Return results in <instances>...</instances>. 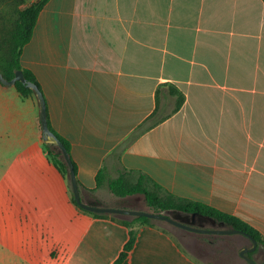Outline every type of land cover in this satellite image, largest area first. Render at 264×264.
<instances>
[{
    "label": "crops",
    "instance_id": "crops-1",
    "mask_svg": "<svg viewBox=\"0 0 264 264\" xmlns=\"http://www.w3.org/2000/svg\"><path fill=\"white\" fill-rule=\"evenodd\" d=\"M21 64L44 92L50 128L70 142L84 203L114 207L107 184L98 187L103 169L131 182L145 174L264 238L263 0H50ZM0 112V136L26 146L22 173L36 175L15 186L25 215L34 197L65 224L31 264H113L130 229L73 202L70 174L49 154L56 145L43 141L36 93L0 83ZM124 264L201 263L144 225Z\"/></svg>",
    "mask_w": 264,
    "mask_h": 264
},
{
    "label": "rangeland",
    "instance_id": "rangeland-1",
    "mask_svg": "<svg viewBox=\"0 0 264 264\" xmlns=\"http://www.w3.org/2000/svg\"><path fill=\"white\" fill-rule=\"evenodd\" d=\"M27 6V0L22 4H17L15 0H7L0 4V53L6 47L5 42L18 17V11ZM4 131L5 122L0 112V132ZM14 141L13 136H0V264H31L30 260L34 256L44 254L41 250L42 247L46 248L51 243L54 234L65 224L55 213L59 209L50 207V203L46 200H43V205H36L34 202H37L38 199L34 197L29 199V201H33L30 207L31 213L29 216L25 215V208L22 205L27 203L22 201L21 193L15 186L20 187L23 180L22 183L26 184L30 178H36V175L29 176L25 171L22 173L20 161L21 158L29 154V151L26 150L25 145L16 144ZM44 150L48 152L47 148ZM53 151L58 156L61 153L60 148L56 146ZM60 159L64 160L63 155H60ZM68 181L73 196L71 180ZM10 187H14L15 192L8 191ZM111 193L107 185L101 191V194L109 199L114 208H128L124 206L129 205L133 208H145L146 211L154 212L142 194L121 198ZM12 195L16 196L17 199L14 197L11 200ZM35 195L37 196V193ZM10 203L13 206L12 223L10 216L7 215L11 211ZM163 213L200 228H228L224 224L213 225L204 218H193L175 210H165ZM165 226L182 248L201 264H245V260L240 255V250L247 246L250 240L243 234H204L185 230L171 224H165ZM29 232L33 234L30 235ZM53 254L54 251L51 255Z\"/></svg>",
    "mask_w": 264,
    "mask_h": 264
},
{
    "label": "trees",
    "instance_id": "trees-1",
    "mask_svg": "<svg viewBox=\"0 0 264 264\" xmlns=\"http://www.w3.org/2000/svg\"><path fill=\"white\" fill-rule=\"evenodd\" d=\"M6 1L7 0H0V4ZM15 1L17 4L26 2V0ZM49 1L50 0H37L32 2L25 9L18 11V17L13 24V28L7 41L5 42L6 47L2 49L0 53V70L5 78L11 80L14 78L17 70L23 69L26 78L37 83L40 87L35 75L30 70L22 67L21 54L23 47L32 39L40 13ZM15 87L23 98H26L30 94L34 93L31 88L27 87L22 82H17ZM58 136L70 152V142L63 136ZM49 154L56 167L63 174H70L69 166L65 159H60V155H63L62 151L59 156L51 150H49ZM96 179L98 187L107 184L110 191L119 197L124 198L136 194L144 195L146 203L153 208L156 213H163L165 210H176L188 214L197 213L202 216L213 218L217 223L224 224L228 228L239 229L246 234L252 235L259 243L264 245V238L261 233L242 218L217 207L211 206L205 202L180 197L173 193L164 191L163 187L159 183L145 174H141L137 181L131 182L125 176L110 178L108 177L106 170L103 169L99 171ZM73 202L80 209L85 210L77 203L74 196ZM90 213L99 218H112L119 224L130 229L129 239L113 264H124L126 262L131 251L135 247L141 226L149 225L168 232L165 224L170 225L165 221L146 216L127 217L117 214Z\"/></svg>",
    "mask_w": 264,
    "mask_h": 264
},
{
    "label": "water",
    "instance_id": "water-1",
    "mask_svg": "<svg viewBox=\"0 0 264 264\" xmlns=\"http://www.w3.org/2000/svg\"><path fill=\"white\" fill-rule=\"evenodd\" d=\"M17 82H22L27 87L31 88L38 96L39 101H40V122H41L42 130H43V141L46 144L56 145L62 151L63 157L69 166L70 180H71L75 200L83 209L89 212H94V213L117 214V215L129 216V217L146 216V217H150L153 219L165 221L176 227L189 230L192 232H196V233L224 234V235L243 234L246 237H249L250 239H252L253 247L252 248L242 247L240 250V255L247 261V264H259L251 256L247 254L248 252L253 251L258 247V241L252 235L246 234L239 229H235V228L205 229V228H200V227L190 225L186 222L181 221L179 218H178L179 220L175 219L172 216L165 214V213H156L153 211L128 209V208H114V207H106V206L91 205V204L84 203L81 197L79 182H78V178H77V174H76V170H75V166H74V162L71 157V154L68 151L65 144L62 142V140L59 138V136L50 128V125L48 122L47 101H46L44 92L42 91V89L39 87L37 83L30 81L26 78L23 69L17 70L14 78L11 80L5 78L3 73L0 70V83L9 87V86H15ZM178 212L180 214H184V215H187L193 218H197V217L201 219L204 218L205 220H209L213 225L217 224V222L213 218H210V217L202 216L197 213L188 214V213H184L180 211ZM261 264H264V262Z\"/></svg>",
    "mask_w": 264,
    "mask_h": 264
},
{
    "label": "flooded vegetation",
    "instance_id": "flooded-vegetation-1",
    "mask_svg": "<svg viewBox=\"0 0 264 264\" xmlns=\"http://www.w3.org/2000/svg\"><path fill=\"white\" fill-rule=\"evenodd\" d=\"M247 238H249V237H247ZM249 240L250 241H249L248 245L244 246V247H248V248L253 247L252 239L249 238ZM247 254L249 256H251L257 263H259V264L263 263L264 262V245L258 242V247L255 250L248 252ZM245 264H247L246 260H245Z\"/></svg>",
    "mask_w": 264,
    "mask_h": 264
}]
</instances>
